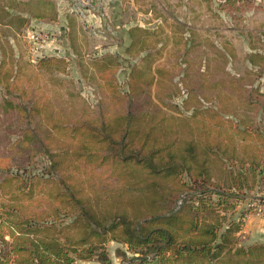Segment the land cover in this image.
<instances>
[{
    "label": "rangeland",
    "instance_id": "1",
    "mask_svg": "<svg viewBox=\"0 0 264 264\" xmlns=\"http://www.w3.org/2000/svg\"><path fill=\"white\" fill-rule=\"evenodd\" d=\"M2 2L13 9L0 11L1 21L11 20L0 25V232L8 242L16 214L38 210L17 190L48 167L44 153L19 165L7 150L35 119L72 126L156 105L159 112L148 114L196 111L203 126L214 111V128L257 130L264 148V0ZM259 168L233 207L235 219L243 218V245L264 242V230L251 231L259 220L264 225V155ZM105 248L110 264H138L123 243Z\"/></svg>",
    "mask_w": 264,
    "mask_h": 264
},
{
    "label": "trees",
    "instance_id": "2",
    "mask_svg": "<svg viewBox=\"0 0 264 264\" xmlns=\"http://www.w3.org/2000/svg\"><path fill=\"white\" fill-rule=\"evenodd\" d=\"M144 110L72 126L35 119L20 131L7 150L19 165L44 153L48 167L17 190L38 210L16 214L10 242L0 232V264H110L109 241L138 264H264V242L240 244L243 218L233 216L262 172L261 133L214 128L213 110L203 126L196 111Z\"/></svg>",
    "mask_w": 264,
    "mask_h": 264
},
{
    "label": "crops",
    "instance_id": "3",
    "mask_svg": "<svg viewBox=\"0 0 264 264\" xmlns=\"http://www.w3.org/2000/svg\"><path fill=\"white\" fill-rule=\"evenodd\" d=\"M3 9H6L9 13L10 12H12V7H9V5L8 4H3V2L2 3H0V11H2ZM10 22H11V20L9 21V20H6V21H4V20H2L1 21V19H0V25H2V26H5V27H8L9 25H10ZM249 217V216H248ZM250 219H251V217H250ZM246 222H248V220H246ZM263 224V222H262V220H259V222L257 223V226H256V228H255V230L254 229H251V231L252 232H254V231H261V233H262V231L264 230V225H262ZM246 225H248L247 223H245V225H244V227L246 226ZM242 232L243 233H246L243 229H242ZM261 233H256V234H254L255 236L257 235V236H260L259 238H261V237H263V234H261ZM249 234L250 235H252L250 232H249ZM253 235V236H254Z\"/></svg>",
    "mask_w": 264,
    "mask_h": 264
},
{
    "label": "built area",
    "instance_id": "4",
    "mask_svg": "<svg viewBox=\"0 0 264 264\" xmlns=\"http://www.w3.org/2000/svg\"><path fill=\"white\" fill-rule=\"evenodd\" d=\"M33 37V36H32Z\"/></svg>",
    "mask_w": 264,
    "mask_h": 264
}]
</instances>
